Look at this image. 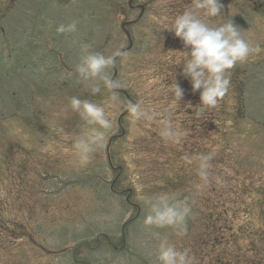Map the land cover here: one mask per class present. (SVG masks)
Returning a JSON list of instances; mask_svg holds the SVG:
<instances>
[{
  "label": "rangeland",
  "instance_id": "rangeland-1",
  "mask_svg": "<svg viewBox=\"0 0 264 264\" xmlns=\"http://www.w3.org/2000/svg\"><path fill=\"white\" fill-rule=\"evenodd\" d=\"M219 2L213 23L231 18L264 49V0ZM191 4L0 0V264H159L165 240L191 264H264L255 205L264 199V50L230 70L242 111L230 93L226 118L206 132L209 111L196 114L200 92L176 66L187 49L165 29ZM72 23L75 32L57 31ZM117 51L127 53L107 70L122 85L117 98L103 87L93 95L75 66L87 52ZM73 96L101 104L112 121L86 165L72 147L83 125L68 108ZM129 101L157 115L133 120ZM165 110L179 142L160 136ZM202 154L212 155L206 184ZM161 195L190 208L183 235L145 223L144 201Z\"/></svg>",
  "mask_w": 264,
  "mask_h": 264
},
{
  "label": "clouds",
  "instance_id": "clouds-1",
  "mask_svg": "<svg viewBox=\"0 0 264 264\" xmlns=\"http://www.w3.org/2000/svg\"><path fill=\"white\" fill-rule=\"evenodd\" d=\"M222 4L219 0H192V4L181 14L175 16L172 23L165 29L179 38L187 51H179L180 59L176 66L183 65L182 73L190 80L192 91L200 92V104L196 108L197 115L206 110L214 109L219 101L228 93L231 84V71L238 63L246 62L253 54L259 53V44H253L242 34V30L229 18L220 23H213V18L223 16ZM76 24L60 25V33L75 32ZM127 53L115 52L104 55L101 52H87L75 66V72L81 81L90 84L93 95L101 92V87L111 92L115 100V89L122 85L111 78L108 69L115 64V57ZM179 102L183 89L174 81L170 86ZM68 108L83 121L81 133L74 139L72 147L79 156V162L86 165L92 154L104 146L106 133L112 128L105 108L90 100H81L77 96L69 98ZM127 110L133 120L151 121L157 115L150 111L142 101L128 102ZM159 115L166 118L160 130L165 142H179L181 133L171 123L172 112L165 110ZM185 159H188L185 157ZM211 154L199 157L197 175L203 183L210 182ZM147 216L145 223L158 228L172 227L177 233L186 232V218L190 208L186 203L170 202L166 195L144 201ZM159 264H191L187 250H177L166 240L158 249Z\"/></svg>",
  "mask_w": 264,
  "mask_h": 264
},
{
  "label": "trees",
  "instance_id": "trees-1",
  "mask_svg": "<svg viewBox=\"0 0 264 264\" xmlns=\"http://www.w3.org/2000/svg\"><path fill=\"white\" fill-rule=\"evenodd\" d=\"M236 93V97H239L238 100L240 101V103L238 104V107L241 108V111H242V107H241V95H242V89H238V90H232V88L229 87V91L228 93L219 101L218 103V106L214 109H209V114L207 115L206 119H205V122H206V132H208L209 130H211V127H212V124L214 122H217V118L218 117H221L222 119H225L226 118V113H225V110L224 108H226V101H227V98L229 97V94L230 93ZM229 99V98H228ZM239 110V108H238ZM212 112H215V114H212ZM261 192H263V195H264V190H262ZM257 206V209L259 210V221L264 223V199H260V200H257L256 204ZM236 216L234 215L233 216V219L235 218ZM263 225V224H262Z\"/></svg>",
  "mask_w": 264,
  "mask_h": 264
}]
</instances>
